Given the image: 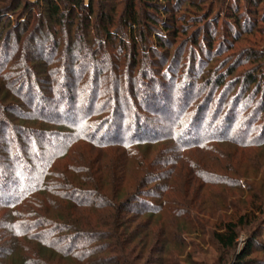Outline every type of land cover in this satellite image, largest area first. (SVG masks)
<instances>
[{"label":"trees","instance_id":"1","mask_svg":"<svg viewBox=\"0 0 264 264\" xmlns=\"http://www.w3.org/2000/svg\"><path fill=\"white\" fill-rule=\"evenodd\" d=\"M179 3L68 0L64 10L58 0H0V42L5 37L6 45L0 49L5 56L0 58V90L3 100H10L7 107L0 103V264H180L184 255L176 251L193 245L182 230L166 231L159 220L170 213L186 220L192 235L199 230L205 233L196 227L197 219L186 201L145 189L120 198L126 172L132 168L144 174L135 182L141 188L166 172L172 177L177 164L188 166L195 179L212 177V167L204 168L195 152L207 155L214 151L211 143L234 141L229 130L224 138L209 131L191 139L195 126L191 128L181 113H175L170 96L157 104L158 95L165 96L170 88L169 80L152 87L140 83L146 76L154 79L147 69L149 54L159 56L164 50L167 58L170 47L164 36L175 40L187 32L185 25L176 26L181 22ZM188 3L197 16L191 19L199 18L197 23L204 24L194 43L203 36L211 51L213 39L204 30L210 12L196 11L192 1ZM253 21L263 25L257 31L264 36V13ZM254 28L252 24L248 32ZM255 43L257 48L247 54L262 57L257 67L264 73V52L259 49L264 40ZM106 46L114 52L109 59L101 51ZM232 73L218 75L213 84L210 77L204 81L212 84L214 92ZM243 80L246 86L231 103L252 106L261 115L264 88L258 87L260 80L250 73ZM139 96L148 115L156 109L165 115L164 127L160 120L139 114V107L131 102ZM203 114L202 109L197 111L196 123L205 121ZM4 130L9 138L3 141ZM247 140L244 135L242 144ZM160 143L173 144L177 155L152 160L141 151ZM208 158L213 166L217 163ZM158 162L169 168L165 174L153 171ZM167 191L175 193V188L164 184L160 192ZM261 213V205H251L243 214L216 222L214 242L223 250L234 249L238 229L263 224L261 217L256 218ZM142 216L145 221L135 227ZM157 222L163 226L159 236L151 230ZM253 242L245 244L234 264L249 262ZM189 256L183 260L192 264Z\"/></svg>","mask_w":264,"mask_h":264},{"label":"rangeland","instance_id":"2","mask_svg":"<svg viewBox=\"0 0 264 264\" xmlns=\"http://www.w3.org/2000/svg\"><path fill=\"white\" fill-rule=\"evenodd\" d=\"M26 1L34 2L35 0ZM84 1L87 2V0ZM191 1L192 5L196 6V11L210 12L207 28L204 30L206 37L213 39L212 50L208 51V40L203 36L197 38L195 42L197 44L194 43V39L199 31L204 28V24L197 23L199 18L191 19V16H197L193 15L192 7L187 6L188 0H180L177 10L179 9L178 16L181 15L182 23L178 22L176 26L185 25L184 30L187 32L185 35H178L175 40L172 37L164 36V43L170 47L167 58L163 57L164 50L159 51V56L149 54L146 63L147 69L151 72L149 77H154V79H149L146 76L147 79L140 83L150 84L152 87L154 83L155 85L159 83L165 85L164 82L169 80L170 88L165 89V86L163 87L165 96L163 93L158 95L157 104L160 99L170 96V105L175 113H181L180 116L183 117L182 119H186L191 128L195 126L194 132L190 135L191 139L198 138L209 131L224 138L226 131L229 130V135L235 136L234 141L232 143H211L214 151L210 154L207 153V155L200 151L195 152L198 162L204 168L212 167L213 176L204 177L203 180L193 178L190 175V168L184 164H177L173 176L169 177L168 172H166L169 168L158 162L153 171L160 172L158 175L166 172L167 175H162L163 177L151 186L147 185L145 188H141L137 187L135 182L138 184V180L141 181L145 178L144 174L134 173L133 168L131 170L129 169L131 167L128 166L129 170L127 169L123 180L120 198L125 200L128 196L145 189L148 190L147 193L149 194L166 195V197L170 196L176 201H186L190 204L189 209L197 219L196 227L199 229L202 227L205 231L204 234L199 230L197 235H192L193 229L184 222L186 220L175 219L170 213L167 214L168 216H164V219L159 220L165 224L166 231L168 229L182 230V234L188 238V243L193 245L192 247H181L176 251L182 252L184 255L180 259L182 261L180 264H187L183 258L188 253L190 255L188 259H191L192 264H234L237 261V255L245 244L252 239L254 242L248 259L249 262L243 264H264V137L262 136L263 139L260 137L264 133V112L259 115L252 106L244 108L245 106L240 102L231 103L233 98L241 92L242 87L246 86L243 79L249 73L260 80L257 84L258 87L260 85L264 88L262 80L264 73L260 67H257L259 61H263L261 60L262 57L255 59L247 54L249 49L257 48L255 41L264 40L262 33L259 34L257 31V28L261 29L263 25L253 21V17L259 18L264 13V0H261L259 5L251 3L253 0ZM58 2L62 9L65 10L68 7V0H58ZM213 21L216 22L215 27L212 26ZM252 24H255V28L250 32ZM248 30L250 31L248 32ZM4 39L5 37L0 42V49L6 47ZM10 44H13V39ZM262 45L264 46V44ZM259 49L264 52V47ZM101 51L108 59L114 55L110 46H106ZM3 55L0 53V58L5 59ZM231 71L233 73L226 76L224 86L213 92L211 86L213 80L218 75H226ZM208 77L212 81L210 86L204 81V78ZM235 83L238 85L232 90L231 86ZM139 86L136 84L137 88ZM155 90L156 86L153 87V91ZM253 90L251 88L248 93L250 94ZM2 93L0 90V103L4 104L5 107L10 106V100H3ZM258 98L259 96L256 98L255 104L259 102ZM262 99L264 100V97ZM131 102L136 103L139 107L140 115H147L149 119L154 121L158 119L162 122L161 126L164 127L163 120H166L164 114L156 109L155 112L148 115L147 110L141 107L140 96ZM125 108L131 107L128 105ZM201 109L205 121L196 123L199 117V115L196 116V113ZM217 115H219L218 119L214 121ZM182 119L181 121H183ZM13 124H19V121L15 123L13 121ZM4 131L3 141L9 138L8 132ZM244 135L248 139L247 141H250L245 142L246 145L245 143L242 144ZM3 145L6 147V144ZM171 146L173 144L160 143L147 149L144 147L141 151L150 156L152 160L155 156L174 158L177 151H174V147ZM185 153V155L189 154L188 152ZM208 157H211L212 160L216 159L217 163L213 166L214 161H212L213 163L210 160L206 161ZM164 184L168 185V188H175V193L160 192ZM251 205L262 206V213L256 218L260 220L261 217L263 224L258 223L253 227L250 223L239 228L235 248L232 250L221 249L212 238V232L217 223L221 219L227 220L234 215L243 214L244 209ZM145 219L144 216L140 217L134 224L135 227L142 224ZM161 225L162 223L157 222V226H151L155 236L162 234L163 226L160 228ZM154 238L153 235L152 239Z\"/></svg>","mask_w":264,"mask_h":264}]
</instances>
